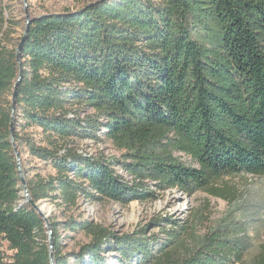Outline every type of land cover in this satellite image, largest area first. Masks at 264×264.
Wrapping results in <instances>:
<instances>
[{
    "label": "trees",
    "instance_id": "trees-1",
    "mask_svg": "<svg viewBox=\"0 0 264 264\" xmlns=\"http://www.w3.org/2000/svg\"><path fill=\"white\" fill-rule=\"evenodd\" d=\"M8 9L0 0V36L17 24ZM19 60L13 109L20 67L0 39V264H52L51 255L54 264L242 262L239 245L222 234L182 256L189 231L169 216L150 237L145 228L116 236L92 222L49 218L51 250L44 219L23 202L11 122L35 203L146 202L156 198L146 182L225 198L214 187L221 178L264 176V0H96L35 18ZM103 139L126 152L121 166L134 181L115 173L116 160L80 149ZM35 161L52 173L42 175ZM61 230L89 241L64 253Z\"/></svg>",
    "mask_w": 264,
    "mask_h": 264
},
{
    "label": "rangeland",
    "instance_id": "rangeland-1",
    "mask_svg": "<svg viewBox=\"0 0 264 264\" xmlns=\"http://www.w3.org/2000/svg\"><path fill=\"white\" fill-rule=\"evenodd\" d=\"M94 1L96 0H3L10 10L5 14L6 18L17 23L4 30L8 29L7 36H0L3 46L9 50L18 49L27 18L74 12ZM80 149L95 158L116 160L118 163L112 166L115 173L128 183L134 181L121 166V162L126 160V152L122 151L119 145L103 139L82 142ZM172 156L188 167L199 168L196 161L180 151L175 150ZM22 159L27 161V156ZM33 163L41 169L42 175L52 173L43 163ZM24 165L26 166V163ZM146 183L149 191L156 195L155 199L146 202L125 204L82 200L74 209L59 208L42 202L41 209L48 219L60 223L70 218L88 221L110 230L116 236L135 235L144 228L147 237L159 236L160 228L153 223L169 216L177 221L178 226H185L189 231L178 251L182 256L191 252L207 236L222 234L234 239L239 245L242 252L240 264H264V176L241 174L221 178L214 187L223 191L225 198L202 190L191 194L179 189L161 190L155 183ZM21 194L23 196V192ZM160 224L165 225L167 221L164 220ZM60 237L64 253L77 252L89 241L83 232L71 233L61 230ZM3 250L7 256H12L13 252L7 249L6 243H3ZM113 262L117 264L116 261Z\"/></svg>",
    "mask_w": 264,
    "mask_h": 264
},
{
    "label": "water",
    "instance_id": "water-1",
    "mask_svg": "<svg viewBox=\"0 0 264 264\" xmlns=\"http://www.w3.org/2000/svg\"><path fill=\"white\" fill-rule=\"evenodd\" d=\"M50 16H52V15H50ZM33 20L34 19L27 18V20H26V27H25V32H24L23 38H22V40L20 42V45H19L18 49L16 50V52H17V59H18L19 67H20V73H19V78H18V80L16 82V85L14 87V94H13V98H12L13 109H14V104H15L16 90H17L18 84L20 83V81L22 79V76H23L22 65H21L20 60H19V52L22 49V46H23V44L25 42V39H26V36L28 34V30H29L30 25L32 24ZM11 127H12V129H11V142L13 144V148H14V151H15V155L17 157V165H18L19 176L21 178L23 196L25 198V202L28 203L29 205H31L32 208L35 209L37 211V213L44 219V221L46 223V227H47V229L49 231V245H50V248L52 250V248H53L52 237L53 236H52V230H51L50 225H49L48 217H46L43 214V212H42V209H41L42 202L35 203L31 199V197H30L29 189H28V184H27V181H26V179L24 177V173H23V165H22L21 157L19 155V152H18L17 147H16L15 142H14V137H13V135H14L13 121L11 122ZM51 261H52V264H54V260H53V256L52 255H51Z\"/></svg>",
    "mask_w": 264,
    "mask_h": 264
}]
</instances>
